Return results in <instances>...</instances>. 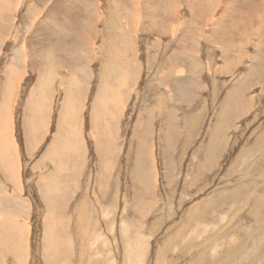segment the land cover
I'll return each mask as SVG.
<instances>
[{
	"label": "rangeland",
	"instance_id": "374dc122",
	"mask_svg": "<svg viewBox=\"0 0 264 264\" xmlns=\"http://www.w3.org/2000/svg\"><path fill=\"white\" fill-rule=\"evenodd\" d=\"M0 10V264H264V0Z\"/></svg>",
	"mask_w": 264,
	"mask_h": 264
},
{
	"label": "bare ground",
	"instance_id": "6f19581e",
	"mask_svg": "<svg viewBox=\"0 0 264 264\" xmlns=\"http://www.w3.org/2000/svg\"><path fill=\"white\" fill-rule=\"evenodd\" d=\"M8 4V3H7ZM7 4H5L4 6H1V9H5V6L7 5ZM93 7H94V5H93ZM92 7V8H93ZM115 9V8H114ZM170 10H171V8H170ZM5 13V11H3V10H0V16H2L3 14ZM101 18V17H100ZM2 21H3V19H2ZM97 29V28H96ZM122 58V57H121ZM124 59V58H123ZM10 72H12L8 77H6L7 75H5V77L8 79L7 80V82L12 78L11 77V75L14 73V71H12V69L10 70V69H8ZM7 70V71H8ZM8 71V72H9ZM47 71V70H46ZM51 71V70H50ZM6 72V71H5ZM48 72V71H47ZM49 73V72H48ZM50 74V73H49ZM14 75V74H13ZM16 76V75H15ZM47 76V75H46ZM14 77V76H13ZM12 80H13V78H12ZM16 80V79H15ZM15 80H13V82L15 81ZM49 80V79H48ZM2 82H3V80H2ZM49 82V81H48ZM11 85V84H10ZM13 86H14V84H13ZM7 87L9 88V85H7ZM7 89V88H6ZM9 90H10V88H9ZM7 92H8V90H7ZM117 92H119V91H117ZM8 94H10V91H9V93ZM116 94V93H115ZM119 95H120V93H119ZM118 95V96H119ZM6 96V95H5ZM117 96V97H118ZM113 97H114V95H113ZM119 98V97H118ZM120 99V98H119ZM118 99V100H119ZM114 100H116V98L114 99ZM113 101V100H112ZM120 101V100H119ZM29 106H30V104H29ZM64 108V107H63ZM40 109V108H39ZM39 109H38V111H39ZM4 111V108H1L0 109V151H2V149H4L5 150V153H9V152H7V150H10V147L12 146V151H13V153H15V155H16V146L13 144V143H11V142H13V140L12 141H7V139L8 138H6L7 136L9 137V135H5V133H4V131H5V127H6V124H5V118H6V114L3 112ZM37 111V110H36ZM66 111V110H65ZM29 112V111H28ZM33 114V113H32ZM35 122H36V120H35ZM29 124V123H28ZM10 130H11V127L9 128ZM28 129V128H27ZM9 130V131H10ZM11 132V131H10ZM31 132V131H30ZM6 138V139H5ZM10 138H11V135H10ZM9 138V139H10ZM11 140V139H10ZM228 141V140H227ZM14 146V147H13ZM11 151V150H10ZM2 152H0V163H1V168H2V171L4 172V174H5V176L6 177H8L9 179H12V181L16 184V185H18V183H19V172H18V170H17V168H16V165H15V161L16 160H14V158H16V156H13L14 154H12L11 155V157H12V159H13V161L11 162L10 160H11V157H10V159L8 158V156H5V157H3L2 155L3 154H1ZM9 156H10V154H9ZM6 160V161H5ZM14 199H15V197H14ZM19 198H17L16 200H17V202L19 201L18 200ZM13 200V199H12ZM15 200V201H16ZM20 203V202H19ZM78 214V213H77ZM78 219V218H77ZM77 221H79V220H77ZM76 221V222H77Z\"/></svg>",
	"mask_w": 264,
	"mask_h": 264
},
{
	"label": "crops",
	"instance_id": "0c3cea01",
	"mask_svg": "<svg viewBox=\"0 0 264 264\" xmlns=\"http://www.w3.org/2000/svg\"><path fill=\"white\" fill-rule=\"evenodd\" d=\"M0 191L2 192V189L0 188Z\"/></svg>",
	"mask_w": 264,
	"mask_h": 264
}]
</instances>
